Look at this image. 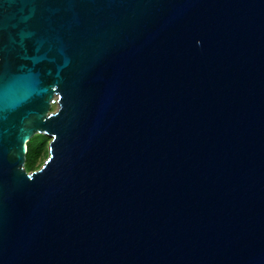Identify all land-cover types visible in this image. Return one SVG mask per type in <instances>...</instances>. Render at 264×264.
Wrapping results in <instances>:
<instances>
[{
  "label": "water",
  "instance_id": "1",
  "mask_svg": "<svg viewBox=\"0 0 264 264\" xmlns=\"http://www.w3.org/2000/svg\"><path fill=\"white\" fill-rule=\"evenodd\" d=\"M0 264H264V0H0Z\"/></svg>",
  "mask_w": 264,
  "mask_h": 264
},
{
  "label": "rangeland",
  "instance_id": "2",
  "mask_svg": "<svg viewBox=\"0 0 264 264\" xmlns=\"http://www.w3.org/2000/svg\"><path fill=\"white\" fill-rule=\"evenodd\" d=\"M50 142L51 139L49 137L37 135L28 143L30 156L27 153V171H37L44 165L49 156Z\"/></svg>",
  "mask_w": 264,
  "mask_h": 264
},
{
  "label": "trees",
  "instance_id": "3",
  "mask_svg": "<svg viewBox=\"0 0 264 264\" xmlns=\"http://www.w3.org/2000/svg\"><path fill=\"white\" fill-rule=\"evenodd\" d=\"M28 154H29V156H30V152H29V150H28ZM29 164H31V163H29Z\"/></svg>",
  "mask_w": 264,
  "mask_h": 264
}]
</instances>
